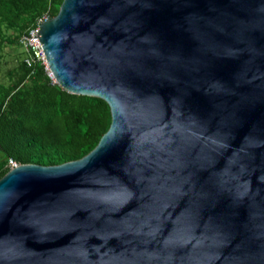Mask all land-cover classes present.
Returning <instances> with one entry per match:
<instances>
[{
    "label": "water",
    "instance_id": "1",
    "mask_svg": "<svg viewBox=\"0 0 264 264\" xmlns=\"http://www.w3.org/2000/svg\"><path fill=\"white\" fill-rule=\"evenodd\" d=\"M36 38L110 124L0 178V264H264V0H62Z\"/></svg>",
    "mask_w": 264,
    "mask_h": 264
},
{
    "label": "trees",
    "instance_id": "2",
    "mask_svg": "<svg viewBox=\"0 0 264 264\" xmlns=\"http://www.w3.org/2000/svg\"><path fill=\"white\" fill-rule=\"evenodd\" d=\"M62 0H0V59L16 48L14 65L0 83V178L7 160L55 166L88 154L106 132L110 113L98 98L70 94L52 84L43 66L27 67L20 37L42 18L54 17Z\"/></svg>",
    "mask_w": 264,
    "mask_h": 264
},
{
    "label": "built area",
    "instance_id": "3",
    "mask_svg": "<svg viewBox=\"0 0 264 264\" xmlns=\"http://www.w3.org/2000/svg\"><path fill=\"white\" fill-rule=\"evenodd\" d=\"M47 17H42L40 18L34 27L28 29L26 31V33H24L20 39H19V44L21 49L25 52L26 57L23 59L24 64L29 67L31 66L33 63H39L40 65L43 66V69L47 75V77L51 80L52 84H56L50 77L49 72L47 70V65L45 62V57L44 54L42 52V49L39 45V42L36 38L37 35V31H38V24L41 23V21L43 20H47ZM57 85V84H56ZM17 164L12 161L11 159L7 160V167L8 170L16 167Z\"/></svg>",
    "mask_w": 264,
    "mask_h": 264
},
{
    "label": "rangeland",
    "instance_id": "4",
    "mask_svg": "<svg viewBox=\"0 0 264 264\" xmlns=\"http://www.w3.org/2000/svg\"><path fill=\"white\" fill-rule=\"evenodd\" d=\"M17 52L16 48L5 49L4 53H9L7 56H4L0 59V83L6 84V71L13 67L14 65V54Z\"/></svg>",
    "mask_w": 264,
    "mask_h": 264
},
{
    "label": "bare ground",
    "instance_id": "5",
    "mask_svg": "<svg viewBox=\"0 0 264 264\" xmlns=\"http://www.w3.org/2000/svg\"><path fill=\"white\" fill-rule=\"evenodd\" d=\"M45 62H46V61H45ZM46 65H47V64H46ZM47 70H48V72H49V75H50L51 79L55 82L54 78H53L52 75L50 74V71H49L48 67H47ZM55 83H56V82H55Z\"/></svg>",
    "mask_w": 264,
    "mask_h": 264
}]
</instances>
